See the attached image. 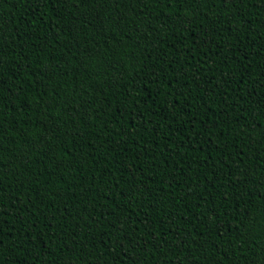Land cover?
Listing matches in <instances>:
<instances>
[{
    "label": "trees",
    "instance_id": "16d2710c",
    "mask_svg": "<svg viewBox=\"0 0 264 264\" xmlns=\"http://www.w3.org/2000/svg\"><path fill=\"white\" fill-rule=\"evenodd\" d=\"M0 264H264V0H0Z\"/></svg>",
    "mask_w": 264,
    "mask_h": 264
},
{
    "label": "snow or ice",
    "instance_id": "6c2138e0",
    "mask_svg": "<svg viewBox=\"0 0 264 264\" xmlns=\"http://www.w3.org/2000/svg\"><path fill=\"white\" fill-rule=\"evenodd\" d=\"M0 232H2V229H0ZM4 241H3V238L0 237V245H3Z\"/></svg>",
    "mask_w": 264,
    "mask_h": 264
}]
</instances>
